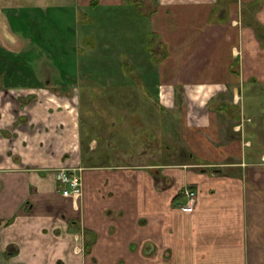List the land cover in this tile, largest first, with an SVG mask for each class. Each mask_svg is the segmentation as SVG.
I'll return each mask as SVG.
<instances>
[{
  "label": "crops",
  "instance_id": "1",
  "mask_svg": "<svg viewBox=\"0 0 264 264\" xmlns=\"http://www.w3.org/2000/svg\"><path fill=\"white\" fill-rule=\"evenodd\" d=\"M98 1L87 12L75 0L73 9V17L88 18L80 24L90 28L84 25L80 37L91 36L101 50L97 73L112 78L106 85L139 87L155 113L171 117L177 144L154 128L143 139L138 126L147 162L123 164L121 152V158L115 153L83 165L92 148L85 145L81 155L72 90L27 82V88L10 87L9 30L15 24L5 17L0 264H264V0ZM26 8L20 14L27 15ZM36 18L30 28L41 56L47 49L38 39L45 31ZM173 21L181 27L173 28ZM109 92L139 97L135 88ZM60 96L72 98L69 109L56 106ZM12 98L22 99L18 113L37 128L29 121L15 124ZM15 129L20 134L14 138ZM69 166L82 167L78 197L62 195L55 180V169ZM186 187L196 194L189 212L182 209L186 196L173 201Z\"/></svg>",
  "mask_w": 264,
  "mask_h": 264
},
{
  "label": "rangeland",
  "instance_id": "2",
  "mask_svg": "<svg viewBox=\"0 0 264 264\" xmlns=\"http://www.w3.org/2000/svg\"><path fill=\"white\" fill-rule=\"evenodd\" d=\"M92 2H95V4L92 5ZM79 3L88 12L89 6L98 5L99 1L92 0L88 3L85 0H80ZM35 6L38 8H34ZM77 6L78 2H75V0H0V30L3 27L2 21H5L3 19L7 16L15 24L9 30L11 31L9 33L12 40L11 59H8L11 60V70L9 71L11 77L10 87L13 89H19V86L27 88V82L30 84V88L60 90L61 92H66L65 90L67 89L72 90L74 94L73 101L77 107L75 114L78 117L79 149L81 150V155H83L85 145L88 144L92 148V152L89 154L85 155L84 153L85 158H82L83 165L92 162H103L101 159L117 158L116 156L118 155L121 158V152H123L122 154L125 158L122 161L123 164H128L127 162H133L138 159H144V162H147V147L143 148L140 145L141 137L136 134L138 126L141 127L139 130L144 135L143 139L148 137V129L154 128L156 131L160 130L164 136H162L164 140L176 145L177 138L174 136L175 129L174 124H171V117L167 113L164 114L161 110L159 113H155L153 110L154 106L146 97H142L143 93L139 91V87L130 86V84L118 85L112 83L106 85V81H112V78L110 76L104 78L97 73L99 68L97 60L99 58L97 57L98 55L96 56V53H99L101 50L97 47L95 48L94 40L90 39L91 36L80 37L81 34H85L83 31L85 24L80 23H87L88 18L86 14L83 16L82 13L73 17V9L77 8ZM24 7H28L26 8L28 14L25 16L19 12V10L24 11L22 9ZM139 7H141L140 3ZM35 13L43 20V30L45 31L43 34L41 33L38 39L39 43L47 49V51H43L44 54L41 56L35 55V48L39 47V44L33 37L30 28L33 27L31 22L39 21V19H35ZM19 17H22V20ZM126 21L132 22L133 20ZM165 21L166 19H164ZM78 24L81 27L76 26ZM143 24H146L144 20L140 23V26L139 23H134V26H139L142 30ZM171 25L173 28L181 27L179 21H173ZM85 27L87 29L90 28L88 25H85ZM57 30L59 32L58 35H56ZM22 32L26 34V40L23 41L20 39L21 36H24ZM179 38L180 36H177V39ZM151 41H153L152 37L149 43H152ZM0 42H4L1 34ZM5 44L7 45V43ZM0 52H3V50L0 49ZM33 58L34 62L32 63ZM36 59L38 60L37 64ZM40 59H43V61L40 62ZM0 60V64L3 65L1 57ZM63 68H69L70 75H67V72H64ZM60 69L61 73H58ZM91 73H97L96 78L103 84H100L96 78H91ZM114 75L116 78H119L116 71ZM0 77H2L1 74ZM26 80H34L37 83H30ZM21 82L25 85L21 84ZM132 88L138 91L139 99L118 97L114 93L110 94L109 92L113 90L118 91L116 92L118 95L127 92L131 94ZM90 90L96 92L97 96H88V93L91 92ZM71 99L60 96L59 103H56V106H59L58 108L61 110L69 109L66 103L67 101H71ZM19 100L18 98H12L13 102H18ZM30 100L33 99L28 98V102ZM17 102L13 104L11 114L12 117H16V120H13L16 122L15 124L20 123L23 127L29 121V116L18 113L20 109ZM30 106L34 105L30 104ZM158 116L161 117L160 120ZM31 117L34 116L31 115ZM112 121L117 123L116 126L111 127ZM27 123L31 125L32 122L29 121ZM31 127L37 128L35 124L31 125ZM11 132L14 138L18 136V133L20 134L17 129ZM155 142L157 144L161 142L162 144L160 138H156ZM13 147L15 148L13 151L15 152L18 147ZM22 148L29 149L30 147L24 146ZM115 153L118 155L115 156ZM67 155L68 152L65 151L61 157L65 158Z\"/></svg>",
  "mask_w": 264,
  "mask_h": 264
},
{
  "label": "built area",
  "instance_id": "3",
  "mask_svg": "<svg viewBox=\"0 0 264 264\" xmlns=\"http://www.w3.org/2000/svg\"><path fill=\"white\" fill-rule=\"evenodd\" d=\"M55 180L62 195L66 197H78L82 193V167H60L54 171ZM186 201L182 204L184 211H191L194 206L196 194L193 189H184Z\"/></svg>",
  "mask_w": 264,
  "mask_h": 264
},
{
  "label": "trees",
  "instance_id": "4",
  "mask_svg": "<svg viewBox=\"0 0 264 264\" xmlns=\"http://www.w3.org/2000/svg\"><path fill=\"white\" fill-rule=\"evenodd\" d=\"M93 4L92 5H94L95 4V2H92ZM191 189H192V187H190ZM194 190V189H193ZM182 197H185V195H184V193L181 191V192H179V194H177L174 198H173V201H174V203L178 200V199H180V198H182Z\"/></svg>",
  "mask_w": 264,
  "mask_h": 264
}]
</instances>
